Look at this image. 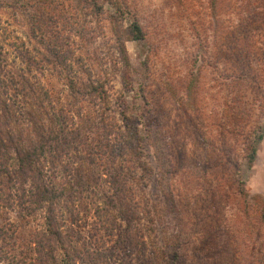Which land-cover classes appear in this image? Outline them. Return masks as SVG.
<instances>
[{
    "label": "rangeland",
    "instance_id": "1",
    "mask_svg": "<svg viewBox=\"0 0 264 264\" xmlns=\"http://www.w3.org/2000/svg\"><path fill=\"white\" fill-rule=\"evenodd\" d=\"M97 1L100 12L87 0H0V16L39 61H57L46 41L72 49V70L49 64L41 74L57 100L71 99L72 80L83 93L105 85L108 122L142 148L149 166L138 183L148 205L144 238L123 242L125 222L109 234L82 211L73 225L82 236L62 262L58 242L44 235V209L24 217L15 201L9 209L0 201L9 233L0 264H46V249L54 253L49 264H169L176 250L179 264H264V137L255 161L248 158L264 134V0H121V9ZM134 16L146 36L127 40L123 54ZM40 19L46 41L37 29L33 35ZM242 33L250 38L238 41ZM247 55L252 77L230 80L228 65ZM79 97L84 114L98 108ZM93 167L102 174L108 165L100 159Z\"/></svg>",
    "mask_w": 264,
    "mask_h": 264
},
{
    "label": "trees",
    "instance_id": "2",
    "mask_svg": "<svg viewBox=\"0 0 264 264\" xmlns=\"http://www.w3.org/2000/svg\"><path fill=\"white\" fill-rule=\"evenodd\" d=\"M87 1L96 11L104 8L97 0ZM108 2L121 9V0ZM36 23L32 25L33 35L36 36L35 31L39 30L41 40L49 39L43 28L46 20H36ZM10 26L0 16V201L4 208L9 209L15 201L24 217L35 216L44 209L47 222L44 235L48 240L58 242L64 254L62 262L70 261L72 255L68 249L73 237L76 234L79 238L82 236L73 228L82 211L93 212L101 228L109 234L116 233L120 221L125 222L121 240L136 244L138 238H144V219L148 212L146 200L142 199L138 188L142 173L149 169L142 159V148L132 139L131 142L124 140L128 137L119 136L113 124L108 122L106 110L110 107L103 83L92 85L83 93L74 80L69 81L72 95L65 103L53 97L42 84L41 74L49 64H59L63 70L73 69L68 57L72 49L64 50L62 46L46 41L57 61H39L35 47L15 35ZM125 33L123 47L122 41L120 46L123 54L127 40H142L146 36L143 25L135 16ZM243 34L235 38L238 41L250 38L248 33ZM248 57L250 55L229 62H233L228 65L230 80L252 77ZM79 95L85 99L91 97L98 108L84 114L86 109L80 103ZM136 134L139 135L138 131ZM263 137L264 134H260L249 145L251 164L257 157V143ZM119 138L123 140L120 143ZM90 139H96V145L91 148ZM100 159L108 165L102 174L93 167ZM104 182L108 188L99 191ZM8 235V229L0 226V261L9 255L1 243ZM40 240L36 247L43 250L45 245ZM46 250V264H49L54 253ZM177 251L173 255L168 252L169 264H179ZM88 252L86 259L94 263ZM30 264L37 263L31 261Z\"/></svg>",
    "mask_w": 264,
    "mask_h": 264
}]
</instances>
